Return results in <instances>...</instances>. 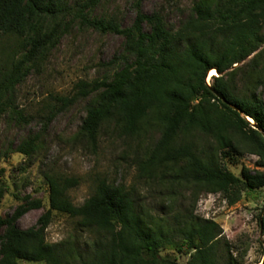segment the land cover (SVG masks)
<instances>
[{"label": "trees", "instance_id": "1", "mask_svg": "<svg viewBox=\"0 0 264 264\" xmlns=\"http://www.w3.org/2000/svg\"><path fill=\"white\" fill-rule=\"evenodd\" d=\"M103 1L0 0V114L22 118L15 111L17 87L72 28L122 35V52L110 62L113 73L79 81L71 96H51L50 117L89 99L77 136L93 145L110 123L126 137L160 129L156 147L138 162L140 177L184 187L192 192L189 204L173 214H153L135 188L97 179L93 195L77 206L69 190L79 179L46 175L50 208L35 227L23 230L17 221L40 209L41 201L27 199L11 216L0 214V264H182L161 256L167 248L185 250L186 264H238L223 227L198 216L196 205L203 194H223L234 205L243 193L264 188V172L245 168L240 178L225 164L227 155L246 152L264 167V102L250 85L261 54L246 74L250 83L236 81L239 65L264 46V0H196L177 30L161 13L142 12L129 28H121L116 17L94 16ZM213 70L219 76L209 84ZM40 149L37 135L16 151L30 160ZM7 191L0 179V202ZM54 212L77 219L85 238L49 243L46 231ZM259 226L264 237V214Z\"/></svg>", "mask_w": 264, "mask_h": 264}, {"label": "rangeland", "instance_id": "2", "mask_svg": "<svg viewBox=\"0 0 264 264\" xmlns=\"http://www.w3.org/2000/svg\"><path fill=\"white\" fill-rule=\"evenodd\" d=\"M195 1L104 0L93 14L106 20L116 17L121 28H129L138 12L161 13L167 26L177 30L190 16ZM124 42V36L113 32L72 28L47 59L38 68L31 69L17 87L15 111L22 118L10 111L0 114V179L8 188L0 202V214L3 218L11 216L27 199L42 202L40 209L29 211L17 221L20 229L35 227L50 208L46 175L78 178L79 185L69 190L70 199L77 206L93 195L97 179L135 188L153 214H173L182 205L188 206L191 191L140 177L138 162L146 159L156 147L161 137L160 129L151 127L139 137H126L110 123L102 127L97 143L93 145L77 136L87 115L89 99L78 101L50 117L51 96H71L79 81L111 75L110 62L120 56ZM255 55L259 72L250 83L246 74ZM213 77L211 73L208 75L209 84ZM236 81L240 86L250 83L251 93L264 102V46L239 65ZM37 135L41 149L34 158L29 160L16 151L22 141ZM193 139L198 143L205 141L199 137ZM225 164L240 178L245 168L251 173L264 172L259 158L246 152L231 158L227 155ZM196 214L213 219L223 227L231 256L238 264L264 263V237L259 226V216L264 214V188L243 193L234 205H230L223 194H203L196 205ZM77 223V219L54 212L46 231L47 241L57 243L74 235L85 238L86 234L79 230ZM185 252L167 248L161 256L186 264L189 255Z\"/></svg>", "mask_w": 264, "mask_h": 264}, {"label": "water", "instance_id": "3", "mask_svg": "<svg viewBox=\"0 0 264 264\" xmlns=\"http://www.w3.org/2000/svg\"><path fill=\"white\" fill-rule=\"evenodd\" d=\"M215 72H216V74H218V72L215 70ZM248 120L254 125V128L256 129V130H261V127L260 126H258V125H256L255 123H254V121L251 119V118H249L248 117ZM252 120V121H251ZM262 232V231H261Z\"/></svg>", "mask_w": 264, "mask_h": 264}, {"label": "bare ground", "instance_id": "4", "mask_svg": "<svg viewBox=\"0 0 264 264\" xmlns=\"http://www.w3.org/2000/svg\"><path fill=\"white\" fill-rule=\"evenodd\" d=\"M216 75V72H215V70H213L212 72H211V77H213V76H215Z\"/></svg>", "mask_w": 264, "mask_h": 264}]
</instances>
